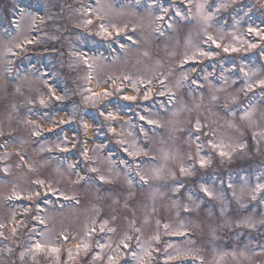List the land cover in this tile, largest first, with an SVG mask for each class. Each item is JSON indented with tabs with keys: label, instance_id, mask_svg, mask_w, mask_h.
<instances>
[{
	"label": "rangeland",
	"instance_id": "374dc122",
	"mask_svg": "<svg viewBox=\"0 0 264 264\" xmlns=\"http://www.w3.org/2000/svg\"><path fill=\"white\" fill-rule=\"evenodd\" d=\"M249 27L264 32V0H0V264H264V38ZM196 49L213 55L186 61Z\"/></svg>",
	"mask_w": 264,
	"mask_h": 264
},
{
	"label": "snow or ice",
	"instance_id": "6c2138e0",
	"mask_svg": "<svg viewBox=\"0 0 264 264\" xmlns=\"http://www.w3.org/2000/svg\"><path fill=\"white\" fill-rule=\"evenodd\" d=\"M199 8H202V6H198V9H199ZM218 10H219V8H217V11H218ZM161 11H162L163 13H167L168 9L162 7V8H161ZM175 15L181 17L182 19H187V17H185V16H184L179 10H177V11L175 12ZM211 18H212V17H211L210 14H209V15H206V16L203 17V19L205 20V22L211 20ZM158 19L162 21V20L164 19V16L161 15V16L158 17ZM84 24H85V25H90V24H92V20H91V19H87V20L84 21ZM100 27H101V31H102L104 34H107V29L104 27V25L101 24ZM168 27L171 28V27H172V24L169 23V24H168ZM157 31H160V29L158 28ZM248 31H249L250 34L253 33V32H255L256 35L261 36V38H264V32H259V31H257L256 29H254V28H252V27H249ZM160 35H163V32H162V31H160ZM205 35H207V39L210 40L213 44H215L217 48L223 47V49H224L225 52H227V51L230 50L229 46H222V45L216 40V38H214L213 36L208 35L207 33H205ZM29 42H30V41H29ZM18 47H19V45H18ZM249 47H255V45H254V44H250ZM237 50H238V49H237L236 47H231V51H237ZM197 55H198V56H202V57H211V56L213 55V53L210 52V51H204V50H202V49H196V51L193 52V55H192L191 57H186L185 60L187 61V60L195 59V57H196ZM193 70H194V69H193ZM195 82H196V81L194 80L193 83H195ZM161 83H163V81H161ZM258 83H259V85H260L261 88H264V79L259 80ZM247 87H248V88H251L252 85L249 84V85H247ZM93 95H97V94H93ZM149 95H150V93H147V94L145 95V99H148V98H149ZM160 95H164V93L161 92ZM56 98H57V99H60L59 97H56ZM89 98H90V97H86L85 99H89ZM125 99H127V100H134L135 97H132V96H126ZM40 103L43 105V104L45 103V101H44L43 99H41V100H40ZM101 115H104V113H101ZM108 115L111 116L112 114L109 113ZM233 115H235V113H233ZM247 115H248V113H245V116H247ZM141 119H144V117H141ZM149 123H156V122H155V121H149ZM87 127H88L87 124H84V128H85V130L87 129ZM195 128H196V131H200L201 125H200V122H199V121L196 122ZM109 130H110V131H114V129H111V127H110ZM33 135H39V132H38V131H34V132H33ZM262 135H264V133H262ZM196 138L199 139V137H196ZM57 147H59L61 151H67V148H65V147H61L60 145H57ZM197 147L199 148V145H197ZM212 147L215 149V148H218V147H221V146H220V145H217V144H212ZM241 147H243V145H241ZM125 151H127V149H125ZM82 155L85 157V159L88 158L87 151L83 152ZM129 155H131V156H135V155H137V152H136V151L129 152ZM219 155H220L221 157H224L225 155H227V153L224 152L223 150H221V151L219 152ZM21 159H23V157H21ZM200 164H201V166H204V165L206 164V161H205L203 158H201V159H200ZM69 167L71 168V167H74V166H73V165H69ZM137 167H139V166H137ZM90 170H91L92 172H96V171H97L96 168H91ZM185 171H186V170H185L184 168H181V172H182V173H184ZM138 174H139V173H138ZM104 179H105V177H103V176H100V177H99V180H101V181H103ZM140 179H141L144 183H147V180L145 179L144 176H141ZM35 183L40 184V185H43V184H44V181H42V180H38V181H36ZM129 183H131V181H129ZM229 187H231V185H229ZM202 190H203V191L205 192V194L208 195L209 197H212V196H213V193L210 192L207 188H203V186H202ZM261 190H264V184H257V185H256V188L254 189V191H255V192H259V191H261ZM13 195L16 196L17 198H19V194L14 193ZM35 195H36V196H39L40 193H39V192H36ZM11 198H12V197H9V199H11ZM64 198H65V199H69V197H67V196H65ZM28 199H32V194H29ZM252 199H256V196L253 195V196H252ZM185 211H188V209L185 208ZM37 219H40V218L37 217ZM41 223H43L42 220H41ZM105 223H106V222H105ZM262 223H264V221H262ZM244 226L254 228V227H255V224L252 223L251 221H246ZM167 227H168V225H165V228H167ZM14 231H15V230H13V232H14ZM101 231H103V226H101ZM136 231H139V229H136ZM173 234H175V235H182L183 233H181V232H176V233H173ZM129 239H131V237H129V236H126V237H125V241H126V240H129ZM154 239L158 242L159 239H160L159 235L155 236ZM125 241H121V243L124 245L125 248H127V247H128V244H127ZM84 247H85V250H86V249H87V246L85 245ZM169 247H171V245H169ZM46 249H49L52 253H58V252H59V249H58V248L50 247L47 243L42 244L41 242H37V243H35L34 245H31V246L29 247L28 251H29V252H43V251H45ZM117 251H119V249H117ZM146 254H147V253H146ZM24 255H25V253H21V259H23ZM68 255H69V259H71V258H72V252L70 251ZM178 255H187V253H180V252L178 251ZM133 256H134V257L136 256V253H135V252H133ZM97 258H98V257H97ZM169 258L172 259V258H174V257H169ZM57 259H59L58 256H57ZM108 264H118V262H117V260H116L115 257L110 256V257L108 258ZM140 264H144V262H143V258H142V257L140 258Z\"/></svg>",
	"mask_w": 264,
	"mask_h": 264
},
{
	"label": "trees",
	"instance_id": "16d2710c",
	"mask_svg": "<svg viewBox=\"0 0 264 264\" xmlns=\"http://www.w3.org/2000/svg\"><path fill=\"white\" fill-rule=\"evenodd\" d=\"M125 108H126V107H125ZM240 162H241V166H246V167L249 166V165H244V164L242 163V161H240Z\"/></svg>",
	"mask_w": 264,
	"mask_h": 264
}]
</instances>
